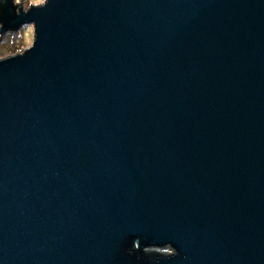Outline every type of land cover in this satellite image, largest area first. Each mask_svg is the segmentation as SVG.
Instances as JSON below:
<instances>
[{"label":"water","instance_id":"water-1","mask_svg":"<svg viewBox=\"0 0 264 264\" xmlns=\"http://www.w3.org/2000/svg\"><path fill=\"white\" fill-rule=\"evenodd\" d=\"M0 21L34 26L0 60V264H264V0Z\"/></svg>","mask_w":264,"mask_h":264},{"label":"clouds","instance_id":"clouds-1","mask_svg":"<svg viewBox=\"0 0 264 264\" xmlns=\"http://www.w3.org/2000/svg\"><path fill=\"white\" fill-rule=\"evenodd\" d=\"M7 0H0V5H4ZM49 0H11L12 5L15 8V13L17 15L20 14L21 9L25 14L29 12L31 8L34 6H44L48 4ZM0 29L4 32V40L0 41V60L4 57L12 55L14 53H20L26 48H30L33 43V34H34V26L32 22L22 23L15 33H13L10 29L5 28L4 22L0 21ZM15 35L16 39L13 40V36ZM129 252L134 251L133 247H130ZM146 251L143 249V253L145 255ZM155 251H161L160 249H156ZM164 258H170L178 253L177 247H175L172 243L170 247H165L162 249Z\"/></svg>","mask_w":264,"mask_h":264},{"label":"rangeland","instance_id":"rangeland-1","mask_svg":"<svg viewBox=\"0 0 264 264\" xmlns=\"http://www.w3.org/2000/svg\"><path fill=\"white\" fill-rule=\"evenodd\" d=\"M16 37L15 35L13 36V40L15 41ZM4 40V34L3 35H0V41H3ZM15 54V53H14ZM13 55V54H12Z\"/></svg>","mask_w":264,"mask_h":264}]
</instances>
